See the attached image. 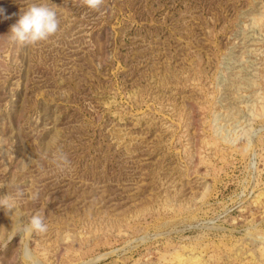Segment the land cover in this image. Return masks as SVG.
<instances>
[{"label": "rangeland", "instance_id": "obj_1", "mask_svg": "<svg viewBox=\"0 0 264 264\" xmlns=\"http://www.w3.org/2000/svg\"><path fill=\"white\" fill-rule=\"evenodd\" d=\"M0 7V264H264V0Z\"/></svg>", "mask_w": 264, "mask_h": 264}, {"label": "clouds", "instance_id": "obj_2", "mask_svg": "<svg viewBox=\"0 0 264 264\" xmlns=\"http://www.w3.org/2000/svg\"><path fill=\"white\" fill-rule=\"evenodd\" d=\"M80 3L91 10L100 11L104 0H80ZM0 18H10L5 16V9L2 7H0ZM58 29L59 20L57 13L52 8L44 4H32L19 15L16 23L10 26L7 37L14 47H27L48 40L57 33ZM59 160L64 165L70 164L66 154L61 153ZM22 195V192H17V196ZM14 200L15 198L9 195L0 197V207L12 212L16 210ZM46 231L45 217L37 213L23 224L20 235L23 236L25 233L43 234Z\"/></svg>", "mask_w": 264, "mask_h": 264}]
</instances>
